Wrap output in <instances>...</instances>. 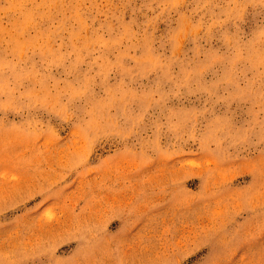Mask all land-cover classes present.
<instances>
[{"label":"rangeland","instance_id":"obj_1","mask_svg":"<svg viewBox=\"0 0 264 264\" xmlns=\"http://www.w3.org/2000/svg\"><path fill=\"white\" fill-rule=\"evenodd\" d=\"M0 264H264V0H0Z\"/></svg>","mask_w":264,"mask_h":264}]
</instances>
